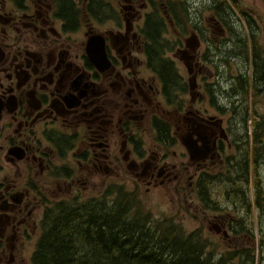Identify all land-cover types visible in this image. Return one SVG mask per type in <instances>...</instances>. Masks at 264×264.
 Listing matches in <instances>:
<instances>
[{
    "label": "flooded vegetation",
    "instance_id": "1",
    "mask_svg": "<svg viewBox=\"0 0 264 264\" xmlns=\"http://www.w3.org/2000/svg\"><path fill=\"white\" fill-rule=\"evenodd\" d=\"M238 2L0 0V264H31L56 204L112 185L201 188L206 264H251L264 241V69L226 48Z\"/></svg>",
    "mask_w": 264,
    "mask_h": 264
},
{
    "label": "trees",
    "instance_id": "2",
    "mask_svg": "<svg viewBox=\"0 0 264 264\" xmlns=\"http://www.w3.org/2000/svg\"><path fill=\"white\" fill-rule=\"evenodd\" d=\"M248 14L247 23L255 29L249 33L250 42L241 38V47L237 42L240 38L232 36L225 43L227 48L233 43L232 50L238 60L246 61L250 56L257 60L256 71L260 73L264 69V50L254 38L260 31L255 27L259 23L252 13ZM231 55L219 58L225 62L232 59ZM246 85L240 79L244 90ZM201 194L200 188L199 201ZM263 244L260 239L259 245ZM229 260L216 264H227ZM206 263L201 229L186 232L173 216L155 218L140 196L120 185H112L103 197L56 204L42 222V234L31 256V264Z\"/></svg>",
    "mask_w": 264,
    "mask_h": 264
},
{
    "label": "rangeland",
    "instance_id": "3",
    "mask_svg": "<svg viewBox=\"0 0 264 264\" xmlns=\"http://www.w3.org/2000/svg\"><path fill=\"white\" fill-rule=\"evenodd\" d=\"M238 7L241 10L231 7L230 17L234 20L228 19V25L226 26L227 34L225 35V40L230 39L234 36L235 39L245 38L247 42H250L249 33L252 30L255 32V29L252 25H248V21L246 20L247 16L249 17L250 12L254 11L253 17L256 19L259 24L255 25L257 29L263 28L264 24V3L261 0H239ZM251 9V10H250ZM211 14V13H210ZM248 14V15H247ZM246 15V16H243ZM242 16L245 19H242ZM238 18V19H236ZM252 20V19H250ZM253 21V20H252ZM242 40L237 39L238 45H241ZM261 42L264 44V39L261 38ZM233 43L228 45L227 49L232 50ZM242 62V61H240ZM243 71V68H241ZM262 173H264V166L262 167ZM125 190H129L128 186H124ZM144 203L148 208L154 213L155 218L163 219L165 217L173 216L175 218V222L182 224L184 230L186 232H190L196 229H201L203 231L204 224L202 222V206L200 205L199 199L197 196H194L193 199L190 197H185L182 194H177L173 196H164L163 194L158 195H141L140 196ZM259 232H261V227L264 230V220L258 223ZM38 235L35 238V241L32 245L29 246V254L33 253L34 249H36L38 242ZM261 237H258V240ZM253 255L252 264H264V249L258 247ZM236 260H234L235 262Z\"/></svg>",
    "mask_w": 264,
    "mask_h": 264
},
{
    "label": "bare ground",
    "instance_id": "4",
    "mask_svg": "<svg viewBox=\"0 0 264 264\" xmlns=\"http://www.w3.org/2000/svg\"><path fill=\"white\" fill-rule=\"evenodd\" d=\"M236 19H238V18H236ZM261 90H262V89H261ZM260 92H261V91H260ZM215 94H216V93H215ZM258 99H259V98H258ZM260 100H261V99H260ZM218 101H219V100H218ZM230 106H231V104H230ZM234 106H237V105H234ZM234 106H233V107H234ZM231 107H232V106H231ZM237 109H238V108H237ZM239 113H240V112H239ZM235 115H236V114H235ZM242 117H243V116H242ZM236 118H237V117H236ZM246 118H247V117H246ZM237 119H238V118H237ZM238 120H239V119H238ZM238 120H237V121H238ZM242 121H243V120H242ZM244 121H245V120H244ZM263 127H264V126H263ZM236 129H237V128H236ZM234 132H235V131H234ZM241 132H243V130H242ZM241 132H240V133H241ZM241 135H242V134H241ZM241 137H242V136H241ZM243 138H244V136H243ZM254 142H255V141H254ZM261 210H262V209H261ZM262 211H263V210H262ZM243 257H245V256H243ZM245 258H247V257H245ZM251 258L253 259V257H251ZM228 260H229V259H228ZM250 260H251V259H250ZM250 260H249V261H250ZM225 261H226V260H225ZM244 261H245V260H244ZM251 261H252V260H251ZM236 262H237V261H236ZM239 262H240V261H239ZM242 262H243V261H242ZM240 263H241V262H240ZM228 264H229V263H228ZM237 264H238V263H237Z\"/></svg>",
    "mask_w": 264,
    "mask_h": 264
}]
</instances>
